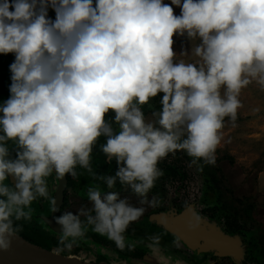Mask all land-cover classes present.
Returning <instances> with one entry per match:
<instances>
[{
    "label": "clouds",
    "instance_id": "9594fccd",
    "mask_svg": "<svg viewBox=\"0 0 264 264\" xmlns=\"http://www.w3.org/2000/svg\"><path fill=\"white\" fill-rule=\"evenodd\" d=\"M185 33L199 38L195 61L177 60L174 36ZM10 53V96L0 103V251L19 238L17 222L31 220L33 201L48 198L47 177L75 178L77 165L92 172L101 136L107 160L119 165L107 187L119 178L142 197L140 206L89 188L92 209L55 217L60 250L71 251L86 224L134 250L124 233L145 206L160 205L148 193L164 175L161 160L184 152L215 164L242 90L253 81L264 90V0H0V54ZM161 93L157 119L146 120L143 106ZM200 224L192 211L190 230ZM149 239L159 244V236Z\"/></svg>",
    "mask_w": 264,
    "mask_h": 264
},
{
    "label": "flooded vegetation",
    "instance_id": "af4514ba",
    "mask_svg": "<svg viewBox=\"0 0 264 264\" xmlns=\"http://www.w3.org/2000/svg\"><path fill=\"white\" fill-rule=\"evenodd\" d=\"M14 59V54H0V103L10 96L9 85L11 84V80L9 78V74L11 75V73L8 66L14 61ZM152 101L154 103L155 98H153ZM154 104H156V102ZM106 119L112 125L114 130H118V125L114 122V113L109 112ZM106 139L107 138L105 136H101L93 146L90 161L93 173L91 172L89 174L87 177L88 179L85 175L89 172L86 174L84 170L85 168L79 165L76 166L77 177L74 178L71 174H66L68 183L64 191L63 203L58 208H55L54 204L56 190L59 184V177L55 174V172H53L46 178L49 192L48 198H37L32 204H38V202L41 201L45 204V208H47L48 212L45 214L46 216L44 219V215H35L39 219H34V216L30 221L17 222L18 224L23 225V230L20 234L25 237H29L30 239H34V241L38 244L46 245L51 243L57 247H62L59 243L61 232L58 233L52 230L49 227L46 218L50 217L52 213L55 220V217H58L65 211L78 215L79 209L81 208L92 209L93 202L88 199V190L94 186L96 187L95 189L98 188L101 191L102 198L109 192H116L118 193L119 199H127L128 202H132L134 201V198H136L138 205L139 201L142 199L141 196L135 193L132 188L124 189L125 184H121L119 178H117L116 184L113 188L107 187L105 178L115 176L119 165L117 164L115 158L109 162L103 153L102 145L106 143ZM184 156L185 158L188 157L186 153ZM9 158L14 159L11 155ZM176 164L177 163L175 162H167V159L161 160L159 167L164 170V175L156 181L155 187L148 193L150 199V195L152 194L154 196H158L161 199V203L164 199L168 200V204L156 206L148 213L145 211L139 221H135L136 223L132 222L127 231L124 233L126 238L131 241H135L136 247L134 250H129L127 247L120 249L117 247L115 242L110 240L107 236L94 232L92 230V226L86 224V217L81 216V220L86 224L87 231L85 236L76 242L83 248L80 252L82 254L79 256L94 257L97 260L98 258H101L109 263L117 264L120 263V261H123V256L121 257V255L117 253V251H119L125 254L126 257L139 259L144 257L149 252V245L152 243L149 238L152 236L160 237L159 244L157 246H162L165 250L175 251L177 253H186L183 247L177 242L176 237L170 232L162 229L151 217L153 214L161 212L180 213L182 210L187 209L190 206H194L198 214L201 216H208L209 219L219 222L222 221L221 224L225 227L227 232H242L243 229H238V224L234 221L231 214L224 215L219 212L218 210L221 208L218 207L216 202L214 204L211 203L212 206H210L209 201L211 200V196L217 194V198L219 197L217 188L212 185V183L215 184L218 182L217 174L215 172L211 173L210 170L205 167V170L211 176L210 179L205 176H203V179L202 175H198L197 173L194 174L193 177L190 171H186L185 168L183 169V167H179L178 164ZM81 175H83V178L80 177ZM8 183H11V177H9ZM134 203L135 202H133V206H136ZM56 209L59 210L57 211ZM92 215L94 216L95 213L92 212ZM46 226L47 229L45 228ZM99 243L103 244L104 247L98 246ZM126 243L132 244L133 242ZM64 251L68 252L67 250ZM247 253L246 247V255ZM188 255L190 256V253H188ZM246 255L241 264L245 261L247 263ZM194 256L198 257L197 255ZM207 258L208 256L205 255L198 258L192 257L191 259L194 264H201L207 263L208 261H205Z\"/></svg>",
    "mask_w": 264,
    "mask_h": 264
},
{
    "label": "rangeland",
    "instance_id": "374dc122",
    "mask_svg": "<svg viewBox=\"0 0 264 264\" xmlns=\"http://www.w3.org/2000/svg\"><path fill=\"white\" fill-rule=\"evenodd\" d=\"M164 2L171 4V0H164ZM172 6L175 14L179 15L181 9L175 5ZM49 16L55 19V11L49 9ZM174 40L175 44L173 47L177 52V60L183 59L187 62L198 59L193 55V49L199 43V38H189L185 33L184 36H174ZM183 52L187 54L182 55L181 53ZM10 76L9 74V78ZM240 100L241 107L237 111L235 121L225 118V127L222 130L223 138L216 152L215 164H205L202 160L194 163L191 157L185 158L184 152H177L175 155L170 154L164 160L167 159V162L177 163L179 167L190 171L193 177L197 173L202 175V178L205 176L210 179L211 176L205 170V167L211 173L215 172L217 174L218 182L212 183V185L217 188L219 197L217 198V194L212 195L209 201L210 206H212L211 203L214 204L216 202L218 207L221 208L218 211L224 215L231 214L234 221L238 224L239 228H237L243 229L242 235L245 237L248 253L246 255L247 263L245 261L242 264H264V90H261V87L253 81L242 90ZM154 103L151 100L149 104L143 106L146 120L155 121L157 119L153 112L160 111V108ZM7 146L10 155L15 158V143L9 141ZM84 170L87 174L88 171ZM89 174L90 172L85 177L87 178ZM80 177L83 178V175ZM5 183H8V181H5ZM93 188L95 189L96 187L94 186ZM128 188L131 189L129 185H125L124 189ZM171 194L173 195L172 192ZM150 196L153 197L154 195L151 194ZM136 200L134 198V201L129 203L133 205V202H135L136 206H140L139 203L137 205ZM165 204H168L166 199L160 203L161 206ZM145 207L148 213L156 206ZM31 208L33 210L32 217L44 215V219L45 214L48 212L45 204L41 201L38 204H32ZM34 219L39 218L35 216ZM45 228L47 229V226ZM126 241L131 240L126 238ZM131 242L135 243V241ZM58 248L61 249V247ZM154 248H157V246L155 245ZM82 249L76 243L71 251L67 250V253L80 255L82 254L80 253ZM183 249L186 253H177L175 251L174 253L190 262L193 261L192 257L198 258L188 249ZM188 253H190V256ZM122 259L125 260V256ZM127 259L131 260L129 257ZM205 261H209V258L205 259ZM215 264L236 263L228 257H222Z\"/></svg>",
    "mask_w": 264,
    "mask_h": 264
},
{
    "label": "water",
    "instance_id": "95a60500",
    "mask_svg": "<svg viewBox=\"0 0 264 264\" xmlns=\"http://www.w3.org/2000/svg\"><path fill=\"white\" fill-rule=\"evenodd\" d=\"M67 183V175L59 177L55 208L63 203ZM192 211L199 215L196 208L190 206L180 213L161 212L153 214L151 218L162 229L175 236L177 242L183 248L189 249L193 255L198 257L207 255L209 261L201 264H215L222 257H228L240 264L246 255V242L242 232H227L221 222L201 215H199L201 217L200 227L192 231L189 228ZM46 221L52 230L61 232L53 213L46 218ZM18 236L19 238L13 241L8 251H0V264H116L106 260H97L94 257L70 254L61 251L58 247L46 248L28 240L21 234ZM99 246L102 247V244L99 243ZM163 261H168L169 264H176V261H180L181 264H194L173 251L163 249L162 246L150 247L149 252L142 258L125 259L117 264H162Z\"/></svg>",
    "mask_w": 264,
    "mask_h": 264
},
{
    "label": "trees",
    "instance_id": "16d2710c",
    "mask_svg": "<svg viewBox=\"0 0 264 264\" xmlns=\"http://www.w3.org/2000/svg\"><path fill=\"white\" fill-rule=\"evenodd\" d=\"M51 17V16H50ZM162 93L161 94H159L157 97H155V102H156V106L158 107V108H160V110H161V108H162V105L160 104V100H161V98H162ZM20 234V233H19ZM22 235V234H21ZM23 236V235H22ZM25 237V236H24ZM28 240H30V241H32V242H34V243H36L35 241H34V239H30L29 237H26ZM126 242H129V243H132L131 241H126ZM36 244H38V243H36ZM38 245H41V246H44V247H46V248H53V247H57V246H55V245H52L51 243H49V244H46V245H42V244H38ZM102 247H104V245L102 244ZM146 250V249H145ZM117 251V250H116ZM115 251V252H116ZM117 253L119 254V255H121V257L122 256H125V259H127V257H126V255L125 254H123V253H121V252H119V251H117ZM98 260H104V259H101V258H98Z\"/></svg>",
    "mask_w": 264,
    "mask_h": 264
}]
</instances>
